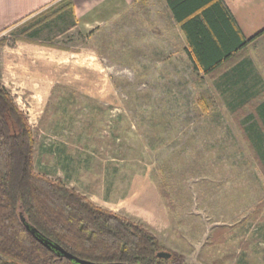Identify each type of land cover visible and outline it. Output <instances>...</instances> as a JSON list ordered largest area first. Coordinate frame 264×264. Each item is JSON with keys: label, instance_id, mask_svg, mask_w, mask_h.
<instances>
[{"label": "rangeland", "instance_id": "rangeland-1", "mask_svg": "<svg viewBox=\"0 0 264 264\" xmlns=\"http://www.w3.org/2000/svg\"><path fill=\"white\" fill-rule=\"evenodd\" d=\"M64 31L49 41L64 49L0 37V82L34 129L35 169L144 224L187 264H264V137L252 106L233 112L251 98L195 69L164 0ZM220 227L228 239L213 244Z\"/></svg>", "mask_w": 264, "mask_h": 264}, {"label": "trees", "instance_id": "trees-1", "mask_svg": "<svg viewBox=\"0 0 264 264\" xmlns=\"http://www.w3.org/2000/svg\"><path fill=\"white\" fill-rule=\"evenodd\" d=\"M166 1L175 21L185 31L186 48L195 69L218 80L247 57L248 41L227 21L219 1ZM61 9V6L54 9L50 16ZM201 16L207 21L208 29L201 24ZM35 43L64 49L49 42ZM261 96L246 99L233 112L244 115V109L252 106L253 115L264 121L257 114L261 105L257 99ZM242 128L251 142L248 129ZM260 131L264 133V129ZM251 147L261 160L255 145L251 143ZM35 153L34 129L0 82V264H77L47 246L45 241L93 262L187 264L181 253L167 250L144 224L96 204L61 178L38 172ZM164 189L162 186V194L169 198ZM167 203L174 209L171 202ZM227 231L226 227L215 230L212 243H224L228 239ZM165 251L171 253L170 258L159 256ZM235 258L236 254L229 252L221 260Z\"/></svg>", "mask_w": 264, "mask_h": 264}, {"label": "crops", "instance_id": "crops-1", "mask_svg": "<svg viewBox=\"0 0 264 264\" xmlns=\"http://www.w3.org/2000/svg\"><path fill=\"white\" fill-rule=\"evenodd\" d=\"M139 1L0 0V37L10 30H15L20 31V36L28 40L55 42L54 37L68 28L91 31L122 7ZM216 1H219L227 21L233 23L244 41H248L245 47L247 57L216 81L228 84V89L242 93L243 98H252L254 95L251 94V87L264 83V0ZM60 6L62 9L58 14L50 16L51 11ZM201 19V24L208 29L207 21L203 16ZM179 27L186 39L185 31L180 24ZM260 32L263 33L258 35ZM252 83L253 85H250ZM260 104L257 114L264 117V102ZM253 123L256 130H263V120L256 117Z\"/></svg>", "mask_w": 264, "mask_h": 264}, {"label": "water", "instance_id": "water-1", "mask_svg": "<svg viewBox=\"0 0 264 264\" xmlns=\"http://www.w3.org/2000/svg\"><path fill=\"white\" fill-rule=\"evenodd\" d=\"M22 220L25 221V219L22 217ZM27 228H29V226L27 225ZM47 246H50L51 248H54L55 250H57L60 254L64 255L66 258H68L69 260H74L77 264H126V263H122V262H108V263H102V262H93L90 260H86V259H82L80 257L75 256L74 254L66 251L63 247L53 244L51 242L45 241L44 242ZM160 257H165V258H170L171 257V253L170 252H161L159 254Z\"/></svg>", "mask_w": 264, "mask_h": 264}]
</instances>
